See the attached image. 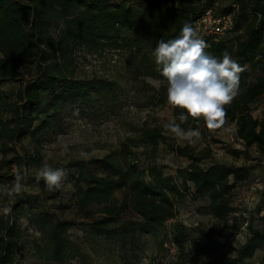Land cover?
Listing matches in <instances>:
<instances>
[{
	"label": "trees",
	"instance_id": "trees-1",
	"mask_svg": "<svg viewBox=\"0 0 264 264\" xmlns=\"http://www.w3.org/2000/svg\"><path fill=\"white\" fill-rule=\"evenodd\" d=\"M220 1L0 0V83H21L14 100L0 93V183L12 182L18 175L23 179L30 164L40 169L44 166L45 143L62 130L63 112L69 104L98 108L121 93L118 80L74 75L70 64L77 46L96 49L111 45L131 51L126 75L132 87L150 106L168 107L179 123V116L186 112L167 103L166 83L157 89L149 80L163 79L152 53L157 41L177 37L186 22L195 27L210 8L217 14L233 13L234 25L225 39L202 38L209 45L205 51L220 58L227 50L246 66L240 74L239 94L225 106L227 120L235 125V138L244 146L234 154L247 155L255 148L264 158V116L253 115V104L264 97V0H233L224 7ZM165 123L138 129L103 157L71 158L50 167L63 168L72 180L74 208L89 223L90 237L128 247L142 234L162 230L177 247V258L166 264H187L193 253L187 249L189 229L176 218L180 200L206 198L199 212L225 223L233 210V191L239 183L250 180L253 166L221 162L207 165L209 148L167 144L170 151L190 163L166 174L165 166L155 161L160 144L174 135L164 128ZM181 126L185 130L206 128L203 119L191 117ZM141 147L147 148L146 158L152 160L147 166L141 164ZM37 177L34 175L33 181L39 194L29 198L45 202L60 196L62 187L50 190ZM20 205L29 209L27 218L39 231L34 242L38 261L66 264L84 259L80 245L69 232L73 219L31 208L30 201ZM238 219H233L232 228L240 234L246 232V238L233 248L236 255L224 261L212 259L207 264H247L260 249L259 264H264V227L255 226L247 218ZM168 221L172 222L167 227ZM245 222L248 225L243 231ZM21 234L17 220L0 215V264L15 263Z\"/></svg>",
	"mask_w": 264,
	"mask_h": 264
},
{
	"label": "rangeland",
	"instance_id": "rangeland-1",
	"mask_svg": "<svg viewBox=\"0 0 264 264\" xmlns=\"http://www.w3.org/2000/svg\"><path fill=\"white\" fill-rule=\"evenodd\" d=\"M232 2L233 0H221L220 6H227ZM130 52L115 49L111 45L96 49L86 46L74 48L70 69L76 77L103 76L118 80L122 86L121 93L116 100L102 104L98 108L81 103L69 104L63 112L62 130L50 136L45 143L44 165L50 166L55 162H67L71 158H82L81 151L87 152L88 157H103L113 146H118L138 129L168 122L172 118L168 107L150 106L132 87L126 75V67L132 60ZM28 76L25 75L26 78ZM149 80L153 84L154 79ZM20 86V82L0 83V93L14 100ZM253 115L258 118L264 116V97L253 104ZM42 117L43 115L40 119ZM200 129L201 137L193 138L192 142L173 135L166 137L165 142L160 144L155 161L165 166L166 174H173L177 168L190 163L188 158L170 151L167 144L184 146L188 143L198 150L205 148L211 150V157L205 162L207 165L214 162L234 166L251 165L253 173L249 181L239 183L233 191V210L225 223L199 212L198 208L207 202L206 198L186 197L180 200L176 218L189 229L187 249L193 253L187 264H207L212 259L224 261L236 255L233 248L240 246L246 238V232L240 234L232 228L233 219L236 217L239 221L247 218V221L255 226L264 227V158L258 155L255 148L247 155L235 156L234 152L244 150V146L236 140L235 125L228 120L220 129L211 131L207 128ZM64 145H67V151ZM146 150L145 147L138 149L142 166L152 163V160L146 158ZM2 158L0 151V160ZM39 169L37 164H30L27 167L24 178L20 180L23 187L19 193L13 190L16 179L6 184L0 183V215H9L17 220L22 231L21 250L16 254L14 264H44V259L38 261L34 251V242L39 236V231L27 218L29 209H22L20 205L28 201L31 202V208L45 209L60 217L74 220L69 232L80 245L85 257L66 264H166L177 258L176 254L170 251V241L162 230L155 234H142L128 247H120L113 241H100L90 237L89 223L81 219L74 208V184L67 176L57 199L44 202L29 198L30 195L39 194L33 181ZM172 221H168L166 226L168 227ZM239 221L236 222L239 224ZM262 253L263 249L258 250L247 264H259Z\"/></svg>",
	"mask_w": 264,
	"mask_h": 264
},
{
	"label": "clouds",
	"instance_id": "clouds-1",
	"mask_svg": "<svg viewBox=\"0 0 264 264\" xmlns=\"http://www.w3.org/2000/svg\"><path fill=\"white\" fill-rule=\"evenodd\" d=\"M209 45L202 39L190 23H184L180 34L167 41H157L152 55L163 79H154L159 89L166 83L167 103L173 108L183 109L186 114L179 116V123L172 117L163 126L176 137L192 142L200 138L199 127L185 130L181 125L189 117L199 121L203 119L208 130L222 128L227 123L225 106L232 103L239 94L240 74L246 70L227 50L217 58L205 51ZM231 130V129H229ZM67 151V145H64ZM82 158L88 153L81 151ZM63 168H52L45 164L38 173L49 189H59L66 179ZM21 177L18 175L14 191L22 190ZM71 187V185H68Z\"/></svg>",
	"mask_w": 264,
	"mask_h": 264
},
{
	"label": "built area",
	"instance_id": "built-area-1",
	"mask_svg": "<svg viewBox=\"0 0 264 264\" xmlns=\"http://www.w3.org/2000/svg\"><path fill=\"white\" fill-rule=\"evenodd\" d=\"M233 13L217 14L212 8L205 10L201 17L196 21L195 27L201 38H213L222 40L230 36V30L233 28ZM248 222H245L241 230H246ZM170 251L177 254L175 243L170 241Z\"/></svg>",
	"mask_w": 264,
	"mask_h": 264
}]
</instances>
